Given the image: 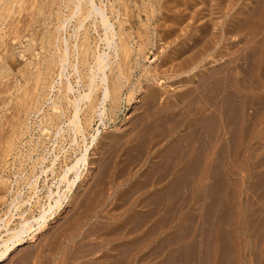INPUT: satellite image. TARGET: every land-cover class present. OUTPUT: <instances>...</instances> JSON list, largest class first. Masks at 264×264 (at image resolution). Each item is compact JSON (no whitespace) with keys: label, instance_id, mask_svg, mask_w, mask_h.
<instances>
[{"label":"rangeland","instance_id":"374dc122","mask_svg":"<svg viewBox=\"0 0 264 264\" xmlns=\"http://www.w3.org/2000/svg\"><path fill=\"white\" fill-rule=\"evenodd\" d=\"M6 1L0 219L10 211L16 228L38 216L51 191L73 200L36 243L0 264H264V0H102L131 40L108 71L111 88L118 76L125 82L114 87L116 104L85 138L46 122L66 80L46 45L63 20L61 0ZM86 24L97 52L103 31ZM67 73L77 87L71 67ZM85 144L89 163L69 193L60 177Z\"/></svg>","mask_w":264,"mask_h":264},{"label":"bare ground","instance_id":"6f19581e","mask_svg":"<svg viewBox=\"0 0 264 264\" xmlns=\"http://www.w3.org/2000/svg\"><path fill=\"white\" fill-rule=\"evenodd\" d=\"M129 1L130 0H128V2ZM131 1L133 2V0H131ZM140 1L142 3V0H140ZM104 2L105 1H102V0H63V1L61 0V3L59 2V7H61L62 8L61 10L63 11L62 12L63 18L61 17L63 20L61 22V25L56 28V29H58V31H57V33H55V37L53 38L54 41H52V40L48 41V43L46 44L48 46V48L52 47L57 53V55L54 54L55 57H53V59H51V58H48V59H51L50 62L58 68L59 73H60V77L66 78L65 81L62 80L63 81L62 85L59 88V92L61 94L60 98L58 100H56L54 105H52V107L55 111V115L53 117L47 118L46 122L48 123L49 126L53 125L55 122H57L56 125H58V124L60 125V123H65L67 125V127H69V129L73 132V134L76 137L83 135V137L85 138L84 133L86 132L87 127L91 126V124L93 123L95 118H99V119L104 118L105 119L106 113L108 110L107 104L109 102L110 103L115 102V104H116L117 100H116V97H114V94H115V92L119 91L125 83L120 78L123 75L118 76V77L115 76L116 77V79H115L116 83L114 82L115 84L112 86L113 88H111V86H110V84H111L110 79L111 78L109 77L108 71L111 70V68H112L111 65L114 64V63H112V59L120 57L121 50H123V49L125 50L127 48L128 45L127 46L125 45L126 48H124L125 46H122V45H124L122 42L129 39L130 35L128 34V37H127L126 36L127 33H126V35L124 36L125 32H123V30L121 28V26H122L121 23L119 25L120 30L117 32L115 24L112 23V21L110 19V16L108 13L109 8L107 9V7H105ZM118 3H120V2H118ZM9 4H11V3H9ZM111 4H113V3H111ZM143 5H145V4L143 3ZM120 6H122V4H120ZM145 6H143L144 10H146ZM153 7L154 6H152V8ZM142 9H141V12H142ZM155 10L156 9H154L153 11H155ZM65 11L67 12L66 14H65ZM153 11H150V12H153ZM144 12H142V13H144ZM148 12H147V14L149 15ZM70 13H71V16L69 15ZM116 14H117V12L115 13V15ZM118 14L120 15V13H118ZM118 17L116 16V18H118ZM74 20H76L75 27L73 26L74 32L72 34H70L68 29L70 27L72 28V25H70V24ZM119 20H121V19H119ZM87 21L90 22V25L92 26V28L94 27L97 34H98V28L99 27L103 31L102 35L100 34L101 32L98 34L99 39L97 41H96V39H94L96 42H98V44H97L98 45L97 46L98 51L96 50L97 52L93 51V48H92V42L90 41L91 40L90 31L87 30V28H86V25H87L86 22ZM142 23H143V21H142ZM71 28H70V30H71ZM84 28H86V31L83 34L84 38L82 37L83 40H80L79 36L81 37V35H79V34L81 31L84 30ZM101 29H100V31H101ZM126 32H128V31H126ZM228 36H230V35H228ZM125 37H127V39L124 40ZM130 40L131 39H129L128 41H130ZM132 42H130V43H132ZM43 43H44V41H43ZM130 43H129V46H130ZM100 44H103V49L100 48ZM125 44H128V43L125 42ZM146 44H148V43H146ZM22 46H24V45H22ZM93 46H94V44H93ZM27 47H31V46H27ZM142 48H143V46H142ZM130 49H131V46H130ZM133 49H135V48H133ZM142 51H144V50H142ZM125 53H127V52H125ZM91 54L94 57L93 58L94 64L88 65L89 64V58H90ZM41 56H42L41 53L37 52V57L40 58ZM71 59H73V61H71ZM150 59H151V57H150ZM192 60H193V58H192ZM151 62H153V61H151ZM137 64H139V63H137ZM87 65H88V71L89 72L87 71L88 73L85 74V76H83L82 74L84 71L81 74L80 73L81 71L79 68H80V66L82 68V67H85ZM67 67L68 68L71 67V70L74 72V74L73 73L72 74L76 75L75 83H76L77 87L74 86V84H73L74 81L71 82L69 80L68 73H67ZM120 68H121V64L119 66V73H118L119 75L123 74L121 72ZM122 68H125V66ZM115 69H118V68H115ZM192 69H193V67H192ZM112 71H114V70H112ZM124 71H126V69ZM109 72H111V71H109ZM147 73H149V72H147ZM58 76H59V74H58ZM149 76L152 78L151 75H149ZM73 77H75V76H73ZM114 78H113V81H114ZM83 80H85V83H86L85 85L87 88H81L82 87L81 83ZM53 84L54 83H50L51 88H53ZM114 87H117V89H119V90L114 91ZM113 91H114V94H113ZM97 92H100L102 95H101V98L96 101L97 95L95 96V94ZM118 95H120V93ZM63 102H65L66 105L65 104L63 105ZM132 102H134V101H132ZM68 107H70L72 109V111L74 112V113L72 112L73 119L70 118L68 122H62ZM85 107L90 108V109H89V112L84 115V119H83L81 117V113L83 112ZM51 114H52V112H51ZM64 121H66V120H64ZM42 132L43 133H49L47 130H43ZM91 138H92L91 145L96 144V142L98 141L97 136L92 135ZM74 141H76V139ZM88 163H89V147L85 144L84 151L80 152L79 157H77L75 159L74 163H72L71 165L69 164V166L66 167L65 172L60 177V182L65 183L69 193L73 192V188H74L75 184L78 183L79 180L81 179V176H82L81 169L83 167H85L86 164H88ZM71 174L74 175V178H72V179L70 178ZM34 182H35V180H34ZM55 193L52 191L49 193L48 197H49L50 203L47 207L45 206L42 208V210L38 216L29 218V219H24V221L21 222V224L18 225L16 228L10 227L11 223L13 222V218H14V215L12 213H9L10 211H8L9 214L7 213L4 217H2L0 219V231L2 229H4L6 232V234L0 233V263L9 260L11 258V256L20 247H22L26 244L36 243L38 241L39 237L45 231V229L46 228L48 229V227L50 226V224H51L50 221L55 220L58 216H60V214L64 211V208L66 206H69L73 200V194H71L70 196L67 195V197L65 198L66 201L64 203H62L61 199L58 198L60 194L58 193V197L55 198V196H54ZM15 203L12 202L11 207L16 208L17 206L15 205ZM65 203H66V205H65ZM18 209H19V207L16 208V212ZM53 211H54V213H53ZM34 222L38 223L37 227L34 224Z\"/></svg>","mask_w":264,"mask_h":264}]
</instances>
